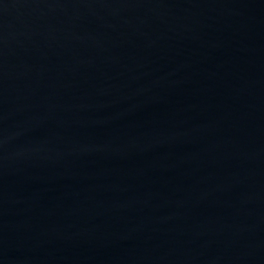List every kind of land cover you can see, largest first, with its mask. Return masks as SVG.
I'll use <instances>...</instances> for the list:
<instances>
[{
  "label": "water",
  "instance_id": "obj_1",
  "mask_svg": "<svg viewBox=\"0 0 264 264\" xmlns=\"http://www.w3.org/2000/svg\"><path fill=\"white\" fill-rule=\"evenodd\" d=\"M0 264H264V0H0Z\"/></svg>",
  "mask_w": 264,
  "mask_h": 264
}]
</instances>
